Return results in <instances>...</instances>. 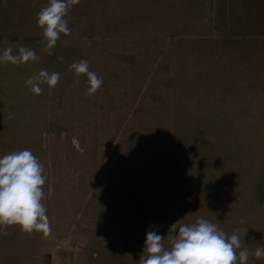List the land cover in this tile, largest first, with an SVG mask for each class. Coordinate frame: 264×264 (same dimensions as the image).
Listing matches in <instances>:
<instances>
[{
	"label": "rangeland",
	"instance_id": "1",
	"mask_svg": "<svg viewBox=\"0 0 264 264\" xmlns=\"http://www.w3.org/2000/svg\"><path fill=\"white\" fill-rule=\"evenodd\" d=\"M46 3L0 0V54L40 56L0 64V157L44 165L51 227L7 228L0 264H139L146 233L183 219L264 245V0H80L52 55ZM81 59L103 78L95 95L69 70ZM41 69L60 81L36 96Z\"/></svg>",
	"mask_w": 264,
	"mask_h": 264
},
{
	"label": "clouds",
	"instance_id": "2",
	"mask_svg": "<svg viewBox=\"0 0 264 264\" xmlns=\"http://www.w3.org/2000/svg\"><path fill=\"white\" fill-rule=\"evenodd\" d=\"M79 3L80 0H47L37 13V27L42 30V53L52 55L61 34L71 35L69 21L74 17L69 16V12ZM63 59V56L59 57L60 61ZM39 60L35 49L23 45L17 47L15 54L12 46L0 54V64L15 67ZM69 70L76 76L86 75L85 94L88 96L95 95L103 84V78L89 70L85 59L71 63ZM59 81V72L41 69L25 83L33 95L39 96L44 86L52 89ZM45 183L44 165L30 150L12 151L0 157V234L7 235L6 229L16 226L24 234L50 235V221L42 203ZM243 231L245 234L246 228ZM240 232L241 228L236 227L229 236L205 218H197L191 223L178 220L169 227L166 236L156 231L146 233L139 264H248L250 255L264 259V245L250 252L241 240Z\"/></svg>",
	"mask_w": 264,
	"mask_h": 264
}]
</instances>
